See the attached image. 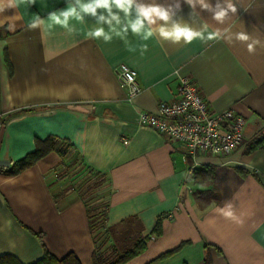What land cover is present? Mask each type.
I'll return each mask as SVG.
<instances>
[{"label":"crops","instance_id":"obj_1","mask_svg":"<svg viewBox=\"0 0 264 264\" xmlns=\"http://www.w3.org/2000/svg\"><path fill=\"white\" fill-rule=\"evenodd\" d=\"M65 6V0H18L0 12V161L10 163L0 165V258L34 264L46 252L59 259L72 253L92 264L93 210L104 212L102 231L148 237L123 264H264V148L254 144L264 132V49L249 54L238 42L173 45L131 34L127 43L115 36L104 43L85 39L95 26L91 18L73 21V35L59 26L27 27ZM237 7L228 24L208 23L264 42V0H238ZM188 11L185 5L186 19ZM120 63L136 71L142 88L131 101L116 76ZM180 77L192 79L211 110L230 108L245 119L244 141L230 154L191 159L190 190L182 186L191 166L184 147L137 123L140 111L175 97ZM48 137L56 140L54 150L10 173ZM93 177L101 183L89 186ZM225 202L242 222L217 212ZM112 248L109 237L98 250Z\"/></svg>","mask_w":264,"mask_h":264},{"label":"clouds","instance_id":"obj_2","mask_svg":"<svg viewBox=\"0 0 264 264\" xmlns=\"http://www.w3.org/2000/svg\"><path fill=\"white\" fill-rule=\"evenodd\" d=\"M17 3L18 0H0V12L16 8ZM65 3L64 8L49 12L46 19L36 16L27 27L50 31L59 26L66 34L73 35L78 34L76 24H84L91 18L95 26L83 33L85 39L104 43L111 42L114 36L127 43L131 34L143 41L155 38L173 45H187L194 40H223L230 45L238 42L246 46L249 54H254L257 47L264 49V42L247 31H233L231 25L213 28L208 23L211 20L220 26L228 24L238 14V0H215L214 3L213 0H65ZM185 5L189 9L187 19L183 15ZM205 12L209 14L208 19L202 15ZM9 30H13L12 25ZM147 50V44H143L141 53ZM124 71L131 83L133 74L126 68ZM217 212L227 220L239 221L231 202H225Z\"/></svg>","mask_w":264,"mask_h":264},{"label":"built area","instance_id":"obj_3","mask_svg":"<svg viewBox=\"0 0 264 264\" xmlns=\"http://www.w3.org/2000/svg\"><path fill=\"white\" fill-rule=\"evenodd\" d=\"M125 68L129 74H133L131 83L125 74ZM115 72L126 92V99L131 101L142 90L136 71L120 63L115 67ZM137 123L181 144L184 147L183 161L186 164L188 159L199 154L228 155L244 141L245 119L230 108L211 110L190 77L178 79L173 99L159 101L154 111H140ZM192 168V165L189 166L182 181V186L188 190V184L193 180Z\"/></svg>","mask_w":264,"mask_h":264},{"label":"trees","instance_id":"obj_4","mask_svg":"<svg viewBox=\"0 0 264 264\" xmlns=\"http://www.w3.org/2000/svg\"><path fill=\"white\" fill-rule=\"evenodd\" d=\"M56 140L52 137H48L42 142L36 143V150L27 155L26 157L20 159L16 162V168L11 170L10 173H16L21 171L22 169L32 165L36 160L41 158L45 153L54 150ZM254 144L260 148H264V132L260 133L255 139ZM68 149V144H61L58 152L61 155L65 154ZM190 165L191 159H188ZM193 176L196 175V171L192 170ZM206 181L208 182L211 179V173L207 172ZM104 212L101 214L97 211L88 210V220H89V228L94 237V242L96 243V249L92 254V264H123L128 261L130 258L138 255L144 248L145 242L148 237H138L131 238L130 230L118 233L114 231V228H107L102 231ZM131 220V219H130ZM102 222V223H101ZM160 233V225L157 223L156 227L152 231V234L158 235ZM111 237L113 242V248L109 253L102 254L99 252L98 248L101 247L102 242L106 241L109 237ZM102 239L101 244L98 241ZM169 253V252H168ZM168 253L163 254V256ZM0 264H19L13 257L7 255L0 258ZM34 264H80L79 260L72 254L69 253L62 258H56L54 255L46 252L44 257L34 263ZM206 264H209L206 262Z\"/></svg>","mask_w":264,"mask_h":264},{"label":"rangeland","instance_id":"obj_5","mask_svg":"<svg viewBox=\"0 0 264 264\" xmlns=\"http://www.w3.org/2000/svg\"><path fill=\"white\" fill-rule=\"evenodd\" d=\"M101 183V179L99 177H93V179H91L89 182H88V185L89 186H96L98 185V183ZM92 193H94V191H92ZM94 197L95 195L97 194H92Z\"/></svg>","mask_w":264,"mask_h":264},{"label":"water","instance_id":"obj_6","mask_svg":"<svg viewBox=\"0 0 264 264\" xmlns=\"http://www.w3.org/2000/svg\"><path fill=\"white\" fill-rule=\"evenodd\" d=\"M9 162L8 161H0V165H3V166H9Z\"/></svg>","mask_w":264,"mask_h":264}]
</instances>
